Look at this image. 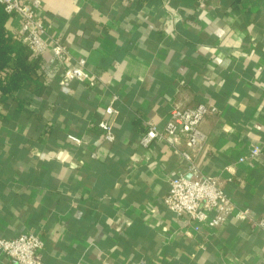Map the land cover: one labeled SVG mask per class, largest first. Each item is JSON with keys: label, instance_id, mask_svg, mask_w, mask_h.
<instances>
[{"label": "crops", "instance_id": "obj_1", "mask_svg": "<svg viewBox=\"0 0 264 264\" xmlns=\"http://www.w3.org/2000/svg\"><path fill=\"white\" fill-rule=\"evenodd\" d=\"M24 1L70 54L40 55L37 91L0 109V236L41 233L44 264H263L264 231L251 222L231 214L196 231L167 207L186 161L140 136L147 121L163 128L174 105L215 106L194 159L237 205L264 214V157L239 161L264 148V0ZM82 57L102 82L64 84ZM114 92L109 142L98 121ZM0 264L18 263L0 250Z\"/></svg>", "mask_w": 264, "mask_h": 264}, {"label": "built area", "instance_id": "obj_2", "mask_svg": "<svg viewBox=\"0 0 264 264\" xmlns=\"http://www.w3.org/2000/svg\"><path fill=\"white\" fill-rule=\"evenodd\" d=\"M0 2L4 4L6 11L18 20L21 40L31 48L34 55L52 51L63 61L70 54L67 44L49 34L43 16L32 3L24 0ZM72 80L86 82L89 87L102 82L101 77L87 67L84 57L77 59L73 65L65 66L63 83L69 84ZM119 100L120 95L117 92L112 93L109 103L102 110L103 116L98 121L103 138L109 142L116 138L113 119L119 112L116 105ZM215 110V106L203 102L193 107L174 105L169 110L163 128L150 121L145 122L144 131L140 136L142 145L148 146L155 141H161L174 148L186 161V172L170 179V188L164 197V203L176 215L186 216L196 231H199L204 223H208L210 227H220L231 214L264 231V214L256 216L249 207L237 205L220 179L204 173L194 159V152L201 148L206 139L200 124L207 113ZM68 136L78 144L82 143L79 136ZM183 138L186 149L178 147ZM260 157H264V148L254 144L239 161H256ZM45 244V239L39 232H25L10 238L0 236V250L18 264H44L42 251Z\"/></svg>", "mask_w": 264, "mask_h": 264}, {"label": "trees", "instance_id": "obj_3", "mask_svg": "<svg viewBox=\"0 0 264 264\" xmlns=\"http://www.w3.org/2000/svg\"><path fill=\"white\" fill-rule=\"evenodd\" d=\"M12 18L0 2V109L24 87L37 91L44 74L41 56L34 55L21 40V28L15 35L10 33L8 22Z\"/></svg>", "mask_w": 264, "mask_h": 264}]
</instances>
